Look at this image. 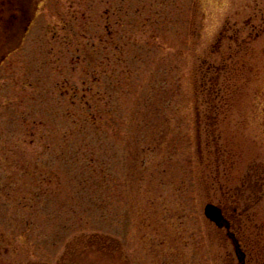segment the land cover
I'll return each instance as SVG.
<instances>
[{
	"label": "rangeland",
	"instance_id": "obj_1",
	"mask_svg": "<svg viewBox=\"0 0 264 264\" xmlns=\"http://www.w3.org/2000/svg\"><path fill=\"white\" fill-rule=\"evenodd\" d=\"M35 17L0 68V264H238L208 203L264 264V0Z\"/></svg>",
	"mask_w": 264,
	"mask_h": 264
},
{
	"label": "flooded vegetation",
	"instance_id": "obj_2",
	"mask_svg": "<svg viewBox=\"0 0 264 264\" xmlns=\"http://www.w3.org/2000/svg\"><path fill=\"white\" fill-rule=\"evenodd\" d=\"M43 2L44 0H0V68L11 55L22 47L36 18V11ZM222 211L229 223V231L236 237L243 250L242 241L237 237L233 218L242 217L248 211L238 214V208L235 207L230 216L224 209ZM219 230L226 231L225 229ZM225 240L228 241L227 238ZM243 252L245 253L244 250ZM246 262L245 257L243 264H247Z\"/></svg>",
	"mask_w": 264,
	"mask_h": 264
},
{
	"label": "water",
	"instance_id": "obj_3",
	"mask_svg": "<svg viewBox=\"0 0 264 264\" xmlns=\"http://www.w3.org/2000/svg\"><path fill=\"white\" fill-rule=\"evenodd\" d=\"M203 213H204V217L210 223L214 224L217 228H220V229L225 228L226 230L229 229V223L224 218L221 209L218 208L217 206H215L213 204H207L204 207ZM228 237L232 242V245L234 247V253L237 257L239 264H243L244 259H245V254L240 249L239 244H238L237 240L235 239V237L230 233H228Z\"/></svg>",
	"mask_w": 264,
	"mask_h": 264
},
{
	"label": "trees",
	"instance_id": "obj_4",
	"mask_svg": "<svg viewBox=\"0 0 264 264\" xmlns=\"http://www.w3.org/2000/svg\"><path fill=\"white\" fill-rule=\"evenodd\" d=\"M212 68L213 67H211L209 70H208V72H207V74L209 75V77L207 76V75H205L206 77H207V82H209V85L211 86L210 88V91H207V93H209L211 96H213V100H214V105L213 106H211V108H212V111H213V113H215V114H217L216 112H214V111H216V110H218V108H220L219 107V105L221 104V102H222V100L219 98V96H218V94H219V92H220V90H222V89H220V86H219V82H220V79H221V77H222V72H223V68H215V70H214V73L213 74H211V76H210V73L212 72ZM226 90V89H225ZM230 92V91H229ZM224 101V100H223ZM222 103H224V104H227V102L225 101V102H222ZM222 105V104H221ZM238 199H240L239 197H237ZM218 206V205H217ZM220 207V206H219ZM221 208V207H220ZM222 209V208H221Z\"/></svg>",
	"mask_w": 264,
	"mask_h": 264
}]
</instances>
